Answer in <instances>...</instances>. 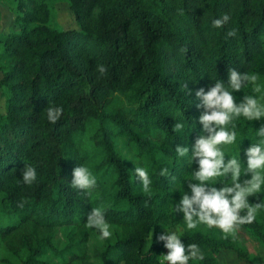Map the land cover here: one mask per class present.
<instances>
[{"label":"trees","instance_id":"1","mask_svg":"<svg viewBox=\"0 0 264 264\" xmlns=\"http://www.w3.org/2000/svg\"><path fill=\"white\" fill-rule=\"evenodd\" d=\"M29 1L19 0L16 28L0 33V264H164L156 237L177 227L182 242L197 244L204 257L188 264H221V251L249 257L232 233L204 224L188 229L174 211L198 168L175 148L188 146L191 155L202 134L195 92L216 80L233 91L228 68L256 74L261 87L233 91L237 104L245 95L264 103V0ZM58 1L67 3L75 27L54 23ZM224 14L230 20L213 27ZM52 106L63 108L55 124L47 118ZM176 122L182 131L173 130ZM262 123L234 118L227 128L235 143L219 146L226 160H241V181L250 179L244 150L257 142ZM116 137L138 163L122 157ZM26 165L36 169L31 185L21 176ZM79 165L96 178L91 196L70 185ZM135 167L147 170L150 192ZM208 183L219 188L231 179ZM259 199L264 185L249 202ZM94 207L120 231L92 247V260L86 221ZM57 227L65 230L62 247L54 242ZM238 228L264 246V208Z\"/></svg>","mask_w":264,"mask_h":264},{"label":"clouds","instance_id":"2","mask_svg":"<svg viewBox=\"0 0 264 264\" xmlns=\"http://www.w3.org/2000/svg\"><path fill=\"white\" fill-rule=\"evenodd\" d=\"M229 20L230 16L224 14L221 18L213 19L212 26L223 27ZM228 35H235V31L229 32ZM97 71L103 75L106 68L99 65ZM257 81L256 74L241 73L234 68H228L227 85L233 91H240L251 84L254 85V92H260L261 87ZM233 91L227 90L225 83L220 80H216L214 86H210L207 91L204 88L198 89L195 96L199 101L196 107L203 109L198 117L202 125V134L195 139L191 155H189L188 146L177 145L175 148L178 156H187L192 162L195 161L198 164V168L192 172L195 182L188 181L190 194L184 192L179 202L174 204V211L182 214L188 229L204 224L209 228H218L226 235L231 234L239 225L252 223L257 212L264 208V199H259L258 203L249 202V197L260 193L261 186L264 185V123L256 130L257 142L251 143L244 150L247 167L243 175L250 174V179L241 181V160L236 158L226 160L224 152L219 147L222 144L235 143L236 132L229 131L227 128L234 118L243 116L248 121L264 118V103L255 96L245 95L237 104ZM187 94L190 95L191 92L187 91ZM46 111L49 122L53 124L63 114L62 107H47ZM173 130L182 131L183 124L176 122ZM160 174L167 175V169L161 170ZM72 175L70 185L82 190L85 196H91V190L96 187V178L89 169L79 165L73 169ZM134 175L141 182L142 190L150 192L152 181L147 170L143 167H135ZM21 176L25 184L31 185L36 180V169L26 165L21 169ZM217 177H225L226 180L230 177L231 184L224 183L222 187L217 188L208 183ZM19 206L23 207V203ZM86 226L96 229L101 240L112 235L101 207L92 208L87 215ZM156 239L163 242L168 250L166 255H162L167 264H188L190 259L204 258L197 244L192 243L186 246L176 232L166 230Z\"/></svg>","mask_w":264,"mask_h":264},{"label":"rangeland","instance_id":"3","mask_svg":"<svg viewBox=\"0 0 264 264\" xmlns=\"http://www.w3.org/2000/svg\"><path fill=\"white\" fill-rule=\"evenodd\" d=\"M29 3L30 1L27 0ZM19 0H0V33L8 32L16 28L18 21L16 17L20 16V12L17 10V5ZM56 14L54 17V23L63 29H69L75 27L76 23L74 21V16L69 10V7L66 2H56ZM6 92L3 88L0 87V114L6 112ZM115 143L118 151L121 153L122 157L126 161H132L133 163H138V158L134 155L131 149L126 145V142L121 137L115 138ZM110 232H119V228L113 224H110ZM90 236L88 238V253L91 256L92 260H95L92 257V247L94 245H100L102 243L100 239L99 232L94 228H89ZM182 228L177 227L172 232H176L178 235L181 233ZM64 227H57L54 230V242L58 247L64 245ZM236 239L240 241L241 244L246 245L249 250V257L242 258L239 257L234 251H221L218 255L221 264H264V246H262L258 241L253 237L245 234L241 229H237L232 233ZM167 249L163 246L160 252V258L164 264H167L163 260L162 255L167 254ZM47 257H51L50 254H47ZM57 264L60 262L52 258ZM122 264V263H121Z\"/></svg>","mask_w":264,"mask_h":264}]
</instances>
